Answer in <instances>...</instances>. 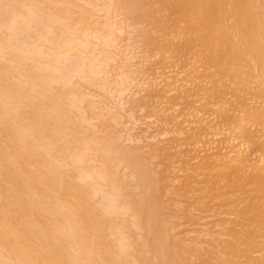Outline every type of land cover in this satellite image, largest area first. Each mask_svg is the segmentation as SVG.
<instances>
[{
    "label": "bare ground",
    "instance_id": "obj_1",
    "mask_svg": "<svg viewBox=\"0 0 264 264\" xmlns=\"http://www.w3.org/2000/svg\"><path fill=\"white\" fill-rule=\"evenodd\" d=\"M107 1L108 4L104 0H0V261L180 264L191 261L194 254L204 264H216L226 258H246L239 254V241L249 228H255L258 237L264 192V160L260 156L264 149L260 127L264 82L251 69L234 73L215 51H198L202 45L185 28L192 15L189 6L197 0ZM135 5H152L147 17L159 28L158 35L141 30L139 37L147 60L159 69L150 79V87L159 92L160 104L146 110V116L171 126L158 132L172 133L174 137L150 147L149 157H145L147 164L140 162L144 190L133 196L122 171L123 166H128L119 165L125 159L120 161V154L115 152L118 164L115 155L104 150V139L109 136L103 125L95 124L102 137L94 140L92 136L96 134L83 136L89 120L120 122L121 111L112 110H122L124 101H117L111 110L104 107V97V105L92 103L85 89L81 90L91 86L108 95L113 91L111 84L117 81H113L114 76L113 82L105 77V62L99 63L98 56H94L99 50L104 55L108 47L105 39L93 44L94 37L102 35L96 34L95 28L102 29L104 23L106 26L98 19L101 17L109 20L110 32H124L123 19L138 11L143 14ZM119 10L126 14L123 16ZM251 22L258 38V13ZM77 32L79 40L74 37ZM73 40L85 45L82 53L86 57L77 53L80 49L76 50L79 47H74ZM91 42L95 48L107 47L98 50ZM193 52L198 59L193 58ZM74 55L75 66L67 62ZM66 62L73 65L70 72ZM107 65L110 67L109 62ZM119 83L126 87L127 83ZM109 109L113 114L107 112ZM237 110H242L254 125L245 126L240 133L247 136L251 149L227 140V129ZM218 137L225 139L218 141ZM130 156L126 160L137 165L143 157ZM146 165H152L155 173L147 172ZM90 176L95 177L96 190L89 188L86 195V185L80 181L83 177L91 184ZM249 200L254 213L246 211ZM100 202H108L106 215L97 211ZM58 205L54 226L48 212ZM167 208L176 210L175 215L169 216ZM183 225L200 228L177 238V229ZM122 241H126L124 246ZM248 258L260 259L258 245Z\"/></svg>",
    "mask_w": 264,
    "mask_h": 264
},
{
    "label": "rangeland",
    "instance_id": "obj_2",
    "mask_svg": "<svg viewBox=\"0 0 264 264\" xmlns=\"http://www.w3.org/2000/svg\"><path fill=\"white\" fill-rule=\"evenodd\" d=\"M102 1V0H101ZM105 2L108 4V1L107 0H104V4H105ZM124 12V14H122V13ZM119 13L120 14H122L123 16L126 14V12H125V10H119ZM96 17V16H95ZM98 19H100V22H103L104 23V21L106 22V26L103 24V27L101 26L102 24H100V26L102 27V29L101 28H99V26H98V28H95V33L97 32V33H99V35H101V36H98L99 38H97V35L95 36V35H93V36H95L94 37V43L93 42H91L90 44L92 45V43L94 44V45H98V44H100V43H97L96 42V40H98V39H105L104 41H105V43H107L108 44V47H107V44H106V46L105 47H107L106 49V51H108L109 49V53H112V55H110L108 52H106L105 51V54L103 55V54H101L102 52H101V50H99L100 48H102V50H105L104 48V45L102 46V45H99L100 47H98V48H95V46H93L92 45V47L93 48H95V49H98L99 51H97V53H99L98 55H94V56H98V58L100 59V60H98V58H97V60H98V62L99 63H103V62H105V63H107L108 64V62H109V65H110V67L106 64L105 65V63H104V66H102L101 68L103 69V70H105L106 72H107V75H112V76H110V77H107V75H105V77L106 78H111V79H109V80H113V76H114V79L115 80H113L114 82L115 81H117L116 82V84L115 83H112L111 84V86L112 85H114V86H107V87H111V90L113 89V91L111 92V94H105V92L103 93V92H100V88H98L97 89V87H91V86H84V87H86V88H83L81 91H83L84 89V93H85V91L87 92V93H85V94H87L86 95V97L88 96V95H90L89 97L90 98H92V103L94 102V103H97V102H101L103 105H104V102H106V104H108V105H106V106H108V107H106L105 105H104V107L105 108H110L111 110L112 109H114V108H112L113 107V105L117 102V101H124V102H122L123 104H122V108L124 109H122V110H120L119 108V110L117 109V110H112L114 113H118V111L120 112L121 111V113H118L119 114V117H118V115L116 114L115 115V117L117 116L118 118H121L120 119V122H121V124L122 125H120V122H112L113 120L112 119H107V122L106 123H104L103 121H101V120H92L93 121V123H92V121H90L89 120V125H87V128H86V124H85V130L87 129V131L86 132H84L83 131V133H85V134H83V136L85 135V137H86V134H88L89 136H90V134H91V136L92 135H94V134H96V135H94V136H92V138H94V137H102V135H101V133H100V129H98L99 127L97 126V125H103V128L102 129H105V131L108 133L107 134V136H109V137H105V139H107L108 140V142H107V140H105L104 139V141H106V144L107 143H109L108 144V146L105 148V145H104V150L105 151H108L107 153L108 154H110V155H115V152L117 153L116 155L117 156H119L118 154H120V161L122 160V159H125V160H122V162H120V164H119V159L118 160H116L117 158H116V155L114 156L115 157V160L116 161H118V164L119 165H122V163L127 167L128 166V168L126 169L123 165V173H125V178H126V181H127V188H128V190L133 194V196H136L137 194L139 195L140 193H142V189L144 188L143 186H142V184H143V182H144V180H143V178L145 177V175H144V177L142 176V172H141V170H143V167H141V165H140V162L142 163V164H147V159H145V157H149V149H150V147L151 146H153L154 144H156L159 140H163V139H167V138H169V137H174V134H172V133H167V134H159V130H161V129H166V130H169V129H171V126H169V125H166V124H163V123H161L160 121H158L157 119H154L153 117H148V116H146V110H148V109H151V108H153L154 106H156V105H158V104H160V95H159V92L156 90V89H153V88H151L150 87V79L153 77V76H155V74L156 73H158V71H159V69H158V67L156 66V65H154V63L152 62V61H150V60H147V58H146V53H145V49H144V47H143V44H142V41H140L141 39L139 38L140 37V34H141V30H143V29H139V28H136V27H132L129 23H127V25L129 26V27H126V20L128 19V18H126V20L125 19H123V20H125L124 22H123V20H122V23H123V25H125V31L124 32H110V30L108 29L109 27H108V22L107 21H109V20H107V19H102L101 17L99 18L98 17ZM97 19V20H98ZM96 20V19H95ZM103 20V21H102ZM129 20V19H128ZM77 27H79V29H82L80 26H76V28L75 29H77ZM108 27V28H107ZM78 29V30H79ZM99 29V30H98ZM78 30H76V31H78ZM101 30V31H100ZM107 30H109V32H110V35H112V36H110L108 33H106L107 32ZM75 31V32H76ZM80 31V30H79ZM101 32V33H100ZM81 33H83L82 31H81ZM96 33V34H97ZM118 35H117V34ZM76 34V33H75ZM78 34H80V32L78 33L77 32V36H74V37H79L80 35H78ZM104 34V35H103ZM124 34V35H123ZM104 36H106V38H104ZM109 36V37H108ZM115 36V37H114ZM118 37V38H117ZM80 39H81V37H79ZM109 38V40H107ZM78 39V38H77ZM92 39V38H91ZM75 40V39H74ZM74 40L72 41V42H74ZM79 40V39H78ZM78 40H76L74 43H76V46L74 45V47L76 48V47H79V48H77L76 50H78V49H80V50H78V51H80V52H78L77 51V53H80L79 55L80 56H82V58H84L83 57V55H84V53H82V52H84L85 50H83L85 47H83L82 48V46L84 45H82L81 44V42L80 41H78ZM101 41V40H100ZM104 41H102V43H104ZM106 41H109V42H106ZM117 41V42H116ZM98 42H99V40H98ZM113 43V45H112V43ZM110 43V44H109ZM117 43H118V45H117ZM81 44V45H80ZM72 45H73V43H72ZM109 45H110V47H109ZM85 46V45H84ZM112 46V47H111ZM90 47V46H89ZM114 47V48H113ZM81 49L83 50V51H81ZM113 49V50H112ZM118 49V50H117ZM120 49V50H119ZM92 51V50H91ZM96 50H94L93 49V52H95ZM111 51V52H110ZM119 51V52H118ZM75 52V55H78V54H76V51H74ZM73 52V53H74ZM114 52H116V53H114ZM118 52V53H117ZM120 52H122L121 54H120ZM82 53V54H81ZM104 53V52H103ZM120 54V55H119ZM74 55V57H70L69 59H70V61H68L67 60V62H69L70 64H73L74 63V61H73V58H75V62H76V56ZM106 55V56H105ZM111 56L110 58H108L109 56ZM114 55V56H113ZM73 56V55H72ZM85 56V55H84ZM93 56V55H92ZM91 56V57H92ZM105 56V57H104ZM108 56V57H107ZM113 56V57H112ZM79 57V56H78ZM86 57V56H85ZM124 57V58H123ZM93 58V57H92ZM116 59L117 60V62H116V60L114 59L113 61H108V59ZM102 59V60H101ZM104 59H107V60H104ZM119 59V60H118ZM93 60V59H92ZM95 61H96V59H95ZM108 61V62H107ZM121 62V63H119V62ZM67 62H66V65H65V67H67L68 65H67ZM98 62H96V63H98ZM123 62V63H122ZM69 64V65H70ZM95 64V63H94ZM74 66H75V63L73 64ZM73 65H71V66H68L67 67V71L68 70H72V68H73ZM120 65V67H118V66ZM122 65V66H121ZM108 66V67H107ZM112 66V67H111ZM113 66H114V68H113ZM72 67V68H71ZM106 67V68H105ZM70 68V69H69ZM101 68H99V69H101ZM111 68V69H110ZM118 68V69H117ZM98 69V70H99ZM107 69L109 70V71H107ZM70 70V71H71ZM125 70V71H124ZM70 71H68V72H70ZM111 73V74H110ZM122 73V74H121ZM115 74V75H114ZM104 75V74H103ZM118 78V80H117V78ZM124 77V78H123ZM120 79V80H119ZM127 79V80H126ZM104 80L106 81V79L104 78ZM108 80V81H109ZM118 82H120V83H123L124 85L127 83L128 84V82H129V84H128V86H127V84H126V87L125 86H123L124 88H122V86H121V84L120 85H118ZM108 84H106V85H110L109 83L110 82H107ZM118 85V86H117ZM119 86H121V87H119ZM88 87V88H87ZM91 87V88H90ZM106 87V88H107ZM115 87V88H114ZM90 88V89H89ZM92 88H94V89H92ZM95 88H96V90H95ZM106 88H104V91L106 90ZM81 89V88H80ZM79 89V90H80ZM110 89V88H109ZM122 89V90H121ZM77 90H78V88H77ZM77 90H76V92H77ZM121 90V91H120ZM126 90H128L127 91V93L125 92ZM89 91V92H88ZM107 91H108V89H107ZM106 91V92H107ZM76 92H75V94H76ZM120 92H122V93H120ZM78 93H79V91H78ZM94 93H97V94H94ZM108 93V92H107ZM109 93H110V91H109ZM74 94V95H75ZM81 94H83V92H81ZM101 94H104V95H101ZM114 94V95H113ZM76 95H78V94H76ZM84 95V94H83ZM92 95V96H91ZM96 96V98H98L99 97V99L100 98H102V101L100 100L99 101V99H94V97ZM101 95V96H100ZM79 96H80V94H79ZM78 97V96H77ZM85 97V96H84ZM89 97H87L88 98V100L90 101V99H89ZM103 97L105 98L104 99V102H103ZM107 97V98H106ZM112 97V98H111ZM113 97H115V98H113ZM125 97V98H124ZM79 98H81V97H79ZM82 98H83V96H82ZM109 98L110 99H112L113 100V102H112V100H109ZM114 99H117V100H114ZM127 99V100H126ZM96 101V102H95ZM110 102V103H109ZM125 102H128L127 104L125 103ZM100 103V104H101ZM97 104H99V103H97ZM99 104V105H100ZM126 104V105H125ZM93 105H96V104H93ZM109 105H111V106H109ZM98 106V105H97ZM102 106V105H101ZM143 106H145V107H148V108H144ZM102 109H103V107H102ZM110 109H109V111H107V112H109L110 114L112 113V111L110 112ZM180 109V105L179 106H177V107H175V111H178ZM116 111V112H115ZM125 111V112H124ZM128 112V113H127ZM113 114V113H112ZM123 116V118L121 117V115ZM127 114V115H126ZM133 115V116H132ZM128 117H130V118H128ZM111 120V122H109V121ZM100 122H103L102 124L100 123ZM126 122V123H125ZM100 123V124H99ZM124 123V124H123ZM95 124H97V125H95ZM104 124H106L105 126H104ZM111 124V128L110 127H108L109 125ZM115 124V125H114ZM119 124V126H117ZM92 125V126H91ZM95 125V126H94ZM82 126H83V124H82ZM91 127L90 128V130H89V127ZM124 126V127H123ZM94 127V128H93ZM95 127H97V128H95ZM108 127V128H107ZM117 127V128H116ZM119 127V128H118ZM93 128V129H92ZM112 128H113V130H112ZM95 129H97L96 131H95ZM110 129V130H109ZM94 130V131H93ZM114 130H116V131H114ZM117 130L119 131V132H117ZM90 131V132H89ZM98 131V132H97ZM114 132V133H113ZM116 132V133H115ZM156 133H158V134H156ZM89 136H87V138L89 137ZM91 138V139H92ZM113 138H115V139H113ZM86 139V138H85ZM90 139V138H89ZM96 138H94V140H95ZM93 140V141H94ZM110 140V141H109ZM96 142V141H95ZM112 143V144H111ZM114 144V145H113ZM116 144H118V146H116ZM111 145H113L112 147H114V146H116V147H114V149L111 147ZM129 147H130V149H129ZM108 148H109V150H108ZM117 148V149H116ZM124 148H126V150L128 149L129 151L131 150V148H133L132 149V153L131 152H129V151H125V149ZM137 149L136 151H135V149ZM122 149V150H121ZM141 149V150H140ZM113 150V151H112ZM141 152H140V151ZM117 151H121V152H117ZM137 151H139V152H137ZM112 152V153H111ZM124 152H125V155H124ZM127 152H129L128 154H129V156L130 157H132V158H134V159H136V157L137 158H139V156L140 157H142V158H144L143 160H142V158H139V160H138V165L136 164V163H133L132 164V162H131V165H129L130 164V162H128V160L130 159V158H128L129 156H128V154H127ZM131 153V154H130ZM133 153H135V154H133ZM137 153V154H136ZM127 154V155H126ZM125 157H124V156ZM132 155H135V156H132ZM139 155V156H138ZM142 155V156H141ZM113 157V158H114ZM124 157V158H123ZM128 158V160H126ZM114 160V159H113ZM128 162V163H127ZM117 163V162H116ZM125 163H127L128 165H126ZM134 164H136V165H134ZM121 166V167H122ZM147 166V172H151V171H153L154 173H155V171H156V169L152 166V165H146ZM152 166V167H151ZM150 167L151 168H153L152 170L150 169ZM128 174V175H127ZM132 174V175H131ZM176 174L177 175H181L182 173L180 172V171H176ZM131 175V176H130ZM127 176V177H126ZM130 176V177H129ZM135 178V179H134ZM138 180V181H137ZM135 181V182H134ZM129 182V183H128ZM135 185H134V184ZM163 183H165V182H163ZM132 184V185H131ZM137 185V186H136ZM129 186H133L132 188L131 187H129ZM139 186H141V187H139ZM135 187V188H134ZM139 187V188H138ZM140 190V191H139ZM144 190V189H143ZM140 192V193H139ZM139 197V196H138ZM165 212L167 213V214H169V216H173V215H175V213H176V210H174L173 208H167L166 210H165ZM168 216V217H169ZM196 228H200V227H197V226H188V225H183L182 227H180L179 229H177V231L178 232H180V234L178 235L179 237H177V236H175V237H177V238H181V237H184V235L187 233V231H189V230H194V229H196Z\"/></svg>",
    "mask_w": 264,
    "mask_h": 264
},
{
    "label": "snow or ice",
    "instance_id": "obj_3",
    "mask_svg": "<svg viewBox=\"0 0 264 264\" xmlns=\"http://www.w3.org/2000/svg\"><path fill=\"white\" fill-rule=\"evenodd\" d=\"M134 8L142 10L136 12L129 18L128 23L132 27L143 29L154 35L159 34V28L147 17L148 11L152 5H135ZM192 10L190 22L185 28L192 39L198 45L199 52L215 51L218 56L222 57L226 66H230L234 73L237 71L246 73L249 69L257 72L262 82H264V0H197L189 6ZM259 14V32L258 38L256 30L251 22L255 14ZM193 58L198 59L196 52H193ZM264 98V91H262ZM235 119L231 121L232 126L227 129V140L241 144L251 149V143L246 135H240L245 126L254 127L250 120L246 119L242 110H237ZM261 137L264 139V111L261 112ZM239 130V131H238ZM224 137H218V141H223ZM261 159L264 160V149L260 151ZM92 181L81 178V183L86 185V195L89 194L87 189L96 190V181L94 176H90ZM114 187H116L114 185ZM264 188V185H262ZM117 191L121 189L117 187ZM57 208L49 210L48 215L52 218L54 226L59 212ZM97 211L103 215L108 213V202H100L96 205ZM246 211L255 212L252 201L249 200ZM260 227L259 235H256L255 228H249L247 232L242 233L243 239L239 241L240 255L244 259H224L217 261L216 264H264V192H262L260 203ZM216 235V234H212ZM126 241L121 242L124 246ZM258 251L260 259H251L253 253ZM222 251H224L222 249ZM227 256L228 253L225 252ZM232 255H236L233 253ZM0 264H3L0 261ZM156 264H171L169 261H157ZM180 264H204L203 261L197 260L193 254L191 261L180 262Z\"/></svg>",
    "mask_w": 264,
    "mask_h": 264
}]
</instances>
